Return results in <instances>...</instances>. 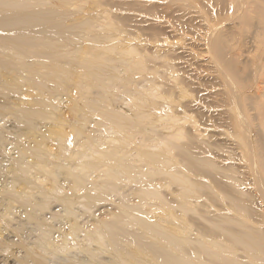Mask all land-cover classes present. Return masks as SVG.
I'll list each match as a JSON object with an SVG mask.
<instances>
[{"label": "bare ground", "instance_id": "bare-ground-1", "mask_svg": "<svg viewBox=\"0 0 264 264\" xmlns=\"http://www.w3.org/2000/svg\"><path fill=\"white\" fill-rule=\"evenodd\" d=\"M152 1L162 2L161 10L168 13L164 16L162 12L158 13V7H150L148 14L157 19L159 24L167 25L173 32L194 30L190 45L196 43V46L190 47L191 56L193 53L195 57H201L202 53L209 55L206 69L210 76V85L206 86L208 93H205L203 100L196 98L201 104L219 110L217 114L209 115V125L218 129L215 121L218 119L221 122L218 125L224 127V132L230 138L224 149L226 158L238 163L229 160L225 168H222L223 165L219 168L213 162L215 159L212 160L206 154L198 155L201 152L198 150L197 154L189 143L178 142L183 137L197 136L209 127L202 128L198 123L201 120L187 116L192 110V99L186 102L191 90L187 92L183 78L177 74L175 59H181L180 56H173L166 51L159 56L155 53L157 56L154 57L145 54L143 59L138 49L129 47L130 44L124 45L129 37L126 35L128 31L125 34V30L117 26L114 33L104 35L102 39L94 34L96 38L92 40L100 41L102 50L96 44L90 45L83 51L86 57L73 64L63 54L68 46L65 41H75L80 33L85 32L87 24L92 26L91 23L81 21L66 24L64 19L67 12L52 8L50 0H0V165H8L0 170L3 179V183L0 182V204L5 210L1 217L4 219L5 215L13 212V208H18L16 212L19 216H16L19 221L17 228H14L19 229L18 250L23 249V255L19 258L16 256L17 264H105L98 260L99 251L95 252L87 246L90 242L112 254V261L106 264H145L144 260L141 263L133 256L124 258L118 247V241L134 236L139 255L150 256L158 264H264V0H150V3ZM187 14H191L189 17L192 19H186ZM229 22L233 25L232 29L224 27ZM118 37L122 42L107 43ZM76 49L73 48V51H78ZM109 51H115L117 55L109 56ZM155 59L154 65H148ZM183 59L184 65L187 62L191 64L186 56ZM74 65L82 69V74L71 79L70 69ZM196 69L197 74L205 70ZM135 74L139 78H135ZM71 81L78 96L94 112L103 108L99 103L107 104L114 97L126 95L133 100L131 107L134 110L130 115L120 113L115 108L101 110L104 119L111 123L101 124H105L112 133L124 135L111 137L102 151L96 149L94 138L86 136L84 141L79 139L83 137V129L73 128V137L78 141L76 143L98 154L93 161L87 160L92 154L85 151H71L66 157L64 146H60L61 154L56 156L46 144L51 137L47 122L54 118L51 117L50 97L59 95V88H66ZM202 82L197 77L199 86H204ZM51 83L56 85L55 90H52ZM208 99H211V103L206 102ZM8 115L12 123L5 127V117ZM163 121L166 123L163 124ZM39 122L47 129L38 128ZM157 122H163V127L170 132H162L163 135L157 130ZM125 135L131 138L140 135L141 144L157 137L164 146H159L156 152L137 149L134 152L137 157L130 159L133 154L120 144L130 145ZM122 136L123 139H120ZM168 136L175 141L168 139ZM59 139L63 138L59 136ZM115 141H119V144L114 145ZM74 157L86 160L81 163L67 161V158ZM49 158L60 161L51 163ZM131 161L141 164L133 165ZM235 164L238 168L233 166ZM147 165H151L150 168L157 167L153 171L142 172L140 168ZM99 169H102L98 175V178H102L101 182L90 181L92 172ZM138 174L145 183L152 182L149 187L137 188L140 197L158 199L165 209L179 207L181 213H185L192 208L188 206L190 201L204 196L212 203L214 197L220 198L218 203L224 200V207H220L224 213L217 219L204 217L210 225L200 228L205 239L185 236L187 232L180 224L177 231H171L159 227V224L149 223L131 212L136 210L137 205L128 202L130 200L120 185L124 179L137 180ZM191 174L197 178L193 179ZM156 175L163 176V185H177L181 201L171 204L160 196L161 188H158L154 179ZM221 177L226 178V182ZM43 182L49 184L47 188L43 187ZM30 184L33 186L29 187ZM68 188L72 192L69 193ZM93 188H100L106 194L117 192L121 196V204L113 214L114 220L102 221L86 229L87 226L77 221L79 216L75 211V198L84 197L86 204L84 202L82 205L88 208L89 205H96L99 197L86 194L87 191L76 195V191ZM71 195L75 198L71 199ZM62 219L67 224L65 230L62 229ZM51 222L58 227L55 228ZM123 224H138L144 232L143 238L133 235ZM145 232L150 233L148 236L156 241V245L161 243L160 246L145 243ZM1 242L0 248L5 247ZM70 242L73 244L70 245ZM73 247L85 256L69 257L67 254ZM190 252L194 253V257H189Z\"/></svg>", "mask_w": 264, "mask_h": 264}, {"label": "rangeland", "instance_id": "rangeland-1", "mask_svg": "<svg viewBox=\"0 0 264 264\" xmlns=\"http://www.w3.org/2000/svg\"><path fill=\"white\" fill-rule=\"evenodd\" d=\"M50 1L52 3V5H51L52 8L57 9L59 11L67 12V15L64 19L66 24L77 23V22H81V21L82 22L88 21L92 25V26H90V24H89V26L91 27V28H89V26L87 24L85 32L82 30L84 32V35H83V32L80 33V35L78 36V38L75 41L74 40L65 41L68 44V46L65 48V50L67 49V51H69V52L65 51L66 53L63 52V54L66 55V58H69L70 62L73 61V64H75L76 61L86 57V54H84L85 52H83V51H85V49L90 47V45L96 44L97 47H99V50H102L100 48H101V46L103 47V45L100 43V41L95 42L92 39L96 38V37L102 39L104 35L105 36L111 35L112 33H114V28H116L118 26V27H120V29L125 30V34L128 31L126 35L129 37L127 40L125 39L127 43H125L124 45L130 44L129 47L133 46L136 49H138V52H139L140 56L143 57V59H145V54L146 55L148 54L149 56L154 57V55L157 54L159 56L162 52H166V51L171 55L174 54L173 56H180L181 57V59L180 58L175 59L176 64H177V69L179 70V71L177 70V72H178L177 74H179V77L183 78L182 79V81L184 82L183 85L187 87L186 88L187 92H189L191 90L189 92V94H191V95H189V97H187L186 102H188V101H190V99H192L191 100L192 110H190V113L188 112L187 116L194 118L197 121H198V119H199V121L201 120L200 121L201 123L200 122H198V123H199L200 127H202V128L203 127L206 128L207 125H209V123L211 124L209 115L215 114V112L217 114L219 112V110L213 109L211 107L209 108L208 106L201 104V102H198V99H197L199 97V99L203 100L205 93H208V88H206V86L210 85V83L208 81L210 79V76L208 75L206 69L208 68V65H209L208 64L209 55H207L206 53H202L201 57L197 56V55L195 57L194 53L192 54L193 56L190 55V53L192 52L191 48L194 47V45L196 46V43H194L193 46L190 45L193 41L192 32L194 30L191 29L188 32H186V31H181V32L170 31V29L167 27V25L164 26V24H162V25H161V23L159 24L157 19H155L153 16L151 17V15L148 14V10L150 9V7L151 8L152 7H158L160 9V10H157L158 13L162 12L161 14H163L165 16L166 10L164 12V10H161L162 7H160V6H162L161 5L162 2L160 4V2H158V1H156V2L152 1L153 3L152 2L150 3V0H67V1L50 0ZM151 4H153V5H151ZM173 5H174V7L176 6L175 4H173ZM166 14H168V13H166ZM190 15L187 14L185 18L186 19L189 18V20L192 19V17H189ZM159 16H161V15H159ZM191 22H193V21H191ZM227 26H228V28L232 29L231 26H233V25L229 22L226 25L224 24V27L227 28ZM226 28H224V29H226ZM227 30H229V29H227ZM131 32H133V33H131ZM182 32H184V33H182ZM231 32H233V31L231 30ZM94 34H95V36L97 34V36L96 37L93 36ZM132 34H134V35H132ZM126 35H124V36H126ZM165 36H166V38H165ZM164 38H165V40H164ZM176 38H178V39L176 40ZM184 40H185V43H184ZM116 41L122 42L121 38L118 37V38L107 41V43L108 44H110V42L115 43ZM169 45H175V46L173 47V46H169ZM72 47L74 49H76L78 47V49H76L78 51H73ZM171 47L173 48V50ZM180 47H182V48H180ZM68 48H70V50ZM71 48H72V50H71ZM70 55L72 58L67 57ZM107 55L115 57V55H117V52L109 51V52H107ZM74 56H75V59H73ZM185 56L190 59L189 61L191 62L192 65L189 64V62H187L184 65L185 59H183V58H185ZM155 62H156V59L152 62L150 61V63H148V62L147 63H148V65H154ZM178 64L181 67H179ZM202 67H205V68L202 69ZM196 68H200L199 71L205 69L203 71L204 73L199 72L197 74L198 70ZM182 70H186V72H182ZM70 73H71V79H76V78H78V76H80L82 74V69L80 67L74 65V66H71ZM144 73L145 72L142 73L143 76H145ZM188 73H189V75H187ZM190 75L193 78L190 77ZM194 75L196 77H194ZM134 76L136 78L138 75L135 74ZM197 77L201 78V82L202 81L204 82V83L202 82L204 84V86H199L197 84ZM137 78H139V76ZM50 86L52 87V90H55L57 88L54 83H51ZM200 88H201V90H200ZM59 90H60L59 95L55 96L54 98L50 97V103L52 104V107L50 109H51V112L53 113V114L51 113V117L53 116L54 118L47 122L49 124L50 130H51V135H50L51 137L49 136L50 138L46 141V144H47L48 148L51 150V152L56 156H59L61 154V147L60 146H64V148L66 149V152H65L66 157H68L69 152L78 150L81 152L85 151L86 153H88L90 155L92 154V156L90 158H87V160H90V161L92 159L94 160L98 156V154L93 153L92 151H88L87 149L81 147L78 143H76L77 139L75 140L73 137V128L79 127L81 129H83V137H80L79 139L81 141H84L86 136L94 138L95 141L93 143H94L96 149L102 151L103 149H106L105 147L107 146V142L111 140V137L119 138V135H123V134L122 133L121 134L112 133L111 131L107 130V126L105 124H101V123H106V122L108 125L111 124L107 119H104L105 116H104V114L100 113L101 110L106 109L107 107L108 108H115L120 113L130 115L134 110V107L133 106L131 107L133 100L130 99L128 96L121 94L122 97H119V96L116 98L114 97L111 100H109L107 102V104L102 103V102L99 103L100 106L103 108L102 109L99 108L100 111L98 110L99 112L97 111L98 112L97 113V112H94L93 109L90 110L91 108L85 105L86 101L82 100L81 97L78 96V91L73 86L72 81L67 83L66 88H64L62 90L59 88ZM192 91H194V92H192ZM88 96L90 98H92L91 94H89ZM195 98H196V100H195ZM183 101H185V99H183ZM209 101H211V99H208L206 102L211 103ZM194 103L195 104L197 103V104L195 105ZM198 104H200V105H198ZM198 108H200V109H198ZM201 114L203 115V117H201L202 116ZM193 115H194V117H193ZM204 115H205V117H204ZM206 115H208L209 119L206 118L207 117ZM8 117H9V119H8ZM8 117L7 116L5 117V119H7V122H8V123L7 122L5 123V127L10 126V123H12V121H11L12 119L10 118L9 115H8ZM206 120H208L209 122ZM39 121H41V120H39ZM202 121H203V123H202ZM216 121H217V123H216ZM216 121H215V124H217L218 129L217 128L213 129L209 125L210 128L208 127L207 128L208 130L202 131L206 136L203 135L202 132L199 134H197L198 132H196L197 136L196 135L195 136L193 135L194 137L190 136L191 138L190 137H183V138H181L182 140L179 139L178 142L180 144L189 143L191 146H193L192 148H194V150L197 151L196 152L197 154H198V150L201 153L204 152V150H205L204 153H202V154L199 153L198 155H205L206 154V156L207 155L210 156L211 159L213 158L212 160L215 159L213 161L215 163V165L217 164L218 167L219 166L222 167V165H223L222 168H225L227 166L226 164L231 161L230 159L226 158L227 157L225 155L226 153H224L226 150V146H227L226 141L230 138H228L229 136H227V134L224 132V127L221 124H220V126L218 125L221 122L218 121V119ZM41 122H39L38 128H41V130H44V128L47 129V127H45V125L40 124ZM163 122H160V123L157 122L156 123V125L158 126L157 130L161 131V133L162 132L163 133H169L170 131L167 130L166 128H164L163 125L161 124V123L165 124L166 121H163ZM181 122L184 123L183 121H181ZM181 122H179V123L181 124ZM186 123H188V122L185 121V124ZM186 125H188V124H186ZM215 130H216V132H215ZM209 131H210V133H209ZM221 131L224 132L225 134L222 133ZM206 133H208V134H206ZM200 134L203 137L199 136ZM163 135H165V134H163ZM59 136H61L63 139L60 140ZM123 136L120 139H123ZM211 136L212 137L214 136V137L212 138ZM125 137H127V135H125ZM127 138L125 140L127 142H130L129 143L130 145H128V146H131V147H128L123 142H121L120 144H121V146L125 147L124 149L129 150L133 154L132 156H130V159H133V158L135 159V157H137L135 154L137 152V149H143V150L149 151V152H151V151L156 152L159 146H164L163 143L158 141L157 137H153V138H155L153 141H145L144 144L140 143L141 139H142L140 135H138L134 138H131V137H127ZM167 138L170 139L171 141H175V139L173 137L171 138V136L170 137L168 136ZM202 138H204L205 140H203ZM191 139L193 141H195L194 143H195V145L197 144L196 146H194V143H191V141H192ZM183 140H184V142L182 143ZM210 140L214 141V142H211ZM205 141L208 143H204ZM156 142H157V145L155 144ZM215 142H217L218 144H220L221 142L222 143L220 145H217V143H215ZM223 142H225V143H223ZM213 143H215L216 145ZM113 144L117 145V144H119V141H115ZM199 144H201V145H199ZM224 144H226V145L224 146ZM208 145L209 146L212 145V146H210L212 148L210 149L208 147ZM206 146L208 147V149ZM221 148H223V149H221ZM201 150H203V151H201ZM212 151L214 152L213 154H212ZM219 154H221V155H219ZM168 155L172 156L171 154H168ZM218 155H219V157H218ZM5 158H6V156H5ZM3 160H4V157H3ZM48 160L51 163H59V161H60L59 159H56V158H49ZM85 160H86L85 158H79V157L78 158L74 157V158H70V159L67 158V161H71V162H75V163H77V162L81 163ZM231 162H235L236 164L238 163L236 160L231 161ZM131 163L133 165L141 164V163L133 162V161H131ZM236 164L233 166L234 167L236 166L235 168H238V165H236ZM224 165H225V167H224ZM6 166H8V165H0V170L3 167L5 168ZM150 166L151 165H147L146 167L142 166L140 168V170L142 172L153 171V169L155 167H157V166H155V167L150 168ZM174 166H176V165H174ZM102 169H104V167ZM102 169L93 171L92 175L89 177V180L90 181H97L98 183H100L102 178H98V175L100 174ZM0 172H2V171H0ZM139 177H140V179H139ZM141 177L142 176L140 174H138L137 180L130 181L128 179H124L120 182V185L123 186L122 190H124L126 192V196H127L128 200H130V201H128V200L127 201L129 203H135L137 205L136 210H132L131 212L137 216L145 218L149 223L159 224V227L162 226L165 228H169V230H171V231H177V229H179L178 226L180 224V226L182 228H184L187 232L185 234V236H187L191 239H196V238L197 239H205V237L200 233V228H204V226L206 227V226H210V225L207 223V221H205L207 218H204V217H210L212 219L213 218L217 219L219 217V215H222L224 213V211L222 209L224 207V205H223L224 200H222L223 202L218 203L217 200L221 201L220 198L214 197L213 200H214V203L217 204L216 205V204L212 203L213 201H210L209 199H207L204 196H199L198 198L190 201L188 206L191 205L190 207H192V208H191V210H188L185 213H181L182 211H180L181 209L179 207H175L171 210L165 209V207L162 206L161 201L158 199L141 198L140 197V195L138 194L139 191L137 188L143 187V186L149 187L150 184H152V182H150V181H148L149 183H145V181H143V177L142 178ZM162 177H163L162 175H156L154 177V179H156V181L158 183L157 184L158 188L159 189L161 188L160 196L162 198L163 197L166 198V200H168V202L171 204H174L177 201L178 202L181 201V198L179 195L180 191L178 190V187H176L177 185L174 184V185H171L170 187L163 185V180H161ZM191 177L192 178L194 177L193 179L197 178V176L193 175V174H191ZM221 179L224 180V182H226V178L221 177ZM202 180H204V179H202ZM0 182L3 183V179L1 178V174H0ZM37 182H39V181L37 180ZM38 184H40V183H38ZM43 184H44V182H43ZM46 185L44 184L43 187L47 188V186L49 184L47 186ZM32 186L33 185L30 184L29 187H32ZM87 187H90V186L87 184ZM29 190L30 189H28V191ZM69 190H67V193ZM204 190L207 191V189H204ZM86 191H87V193H86ZM178 191H179V194H178ZM70 192H72V191L70 190L69 193ZM218 192L220 193V191H218ZM85 193L97 195L99 197V200H98L99 202L95 203L96 205H93V206L89 205L88 208H86L85 205L84 206L82 205V203L84 204V202L86 204V199L84 197H78V199H77L72 195L70 196L71 199L75 198V200H77L76 203L78 202L77 204L75 203V211L78 214L77 216H79V217H77V221L79 223L81 222V225H83V226L85 225L84 227L87 226L86 227V229H87L88 227L92 228V226L98 225L99 222L114 220L113 214L118 211V207L121 204L120 194L118 195L117 192H112V193L106 194V192H104L100 188H93L90 190L80 189V190L76 191V195L77 194L81 195V194H85ZM220 194H222V193H220ZM0 196H2V193L0 194ZM220 196L222 197V195H220ZM0 202H1V198H0ZM194 202H195V204H194ZM15 205L17 206V204H15ZM79 205H81V206L78 207ZM89 207H91V208H89ZM220 207H222V208H220ZM2 208H3V210H2ZM55 209H57V207ZM16 210H15V208H13L12 209L13 212L10 215H5L4 217L6 219L1 218L3 216L2 212H4L5 210H4L3 205L1 206V204H0V215H1L0 216V240H2L3 245L5 246V247L0 248V264H3V263H5V264H12V263L17 264L16 258L17 257L19 258L21 255H23V253H22L23 249L18 250L19 249L18 244L20 243L19 229L14 228L17 226V223H18L17 221H19V219H18L19 214L16 212ZM16 214H18V216H16ZM208 215H211V216H208ZM179 217H180V219H179ZM8 218L9 219L11 218V219L9 220ZM15 218H16V222L14 221ZM62 220H63L62 224H64L62 229L64 228V230H65L67 228V224H66V222H64L65 221L64 219H62ZM4 221H7V222H5V224H4ZM8 222H10V223H8ZM174 223L176 224V226ZM51 224H53V226L55 225L54 222L53 223L51 222ZM123 225L126 227L125 228L126 230H128L129 232H133V235H141L143 238L144 232L141 230V228H139L138 224L137 225L123 224ZM2 226L4 227V229ZM54 227L56 228V227H58V225L54 226ZM68 231H69V229H68ZM68 231L66 230V233H68ZM16 233H18V235ZM149 234H150L149 232H145V243H151L154 247H157L158 245L160 246L161 243H157V245H156V241L151 240V238L148 236ZM134 239H136L135 236H134V238L133 237H130V239L123 238L121 241H118V247L121 250L122 254L124 255V258L129 259V257L133 256L135 259H137L136 261H139L141 263H142L141 260H144L145 264H158V262L155 259H151L150 256L145 255V257H144L142 255H139V252H138L139 247L134 242ZM71 241L74 243L73 239ZM75 241H76V239H75ZM72 242H70L71 244L70 243L69 244L72 245L73 244ZM6 244H8V245H6ZM94 244H96V243L90 242L89 244H87V246L90 248H93L95 250V252L99 251L98 252V260L100 259L99 262L105 263V264L107 262L108 263L111 262L112 261V259H111L112 254L107 252V250L99 249L98 245L96 244V246H95ZM12 246H14V247H12ZM19 246H20V244H19ZM96 247H98V248L95 249ZM75 248L73 247L70 249V252H68L69 254H67L69 257L80 258V257L85 256V255L83 256V253L79 252L78 249H75ZM214 249L218 250L217 248H214ZM219 250H221V249H219ZM15 251L17 253L16 255H15ZM17 251H20V252H17ZM189 254H190L189 257H191V258L194 257L193 252H190ZM18 264H21V263H18ZM24 264H26V263L24 262ZM51 264H52V262H51ZM134 264H136V263H134Z\"/></svg>", "mask_w": 264, "mask_h": 264}]
</instances>
